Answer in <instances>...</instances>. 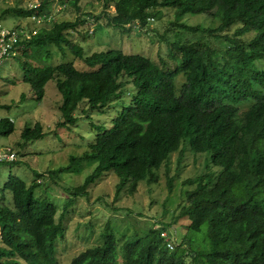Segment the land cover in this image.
I'll use <instances>...</instances> for the list:
<instances>
[{
    "label": "trees",
    "instance_id": "16d2710c",
    "mask_svg": "<svg viewBox=\"0 0 264 264\" xmlns=\"http://www.w3.org/2000/svg\"><path fill=\"white\" fill-rule=\"evenodd\" d=\"M79 1L70 3L80 10ZM104 1L98 15L51 19L50 28H28L38 32L23 41L16 57L22 58L23 80L38 100L44 98L47 83L56 81L62 95L60 127L76 125L75 112L83 104L84 114L104 111L114 98L130 95L111 128L97 125L99 132L89 149L48 174L58 176L84 161H97L84 184L69 190L78 198L89 196L88 187L110 172L119 178L117 196L122 191L134 194L141 182L158 181L164 167L172 192L176 180L169 171L172 155L179 152L182 161L186 149L210 153L209 162L218 169L186 180L195 187L186 191L174 222H162L159 228L152 226L147 234L122 242L108 226L102 243L84 249L70 264H264V0ZM54 2L41 0L40 6L14 11L47 20ZM165 8L174 10L172 25L179 30L221 42L171 41L168 55L178 63L165 69L149 56L120 49L87 54L80 41L91 28L87 15L100 26L130 31L149 27ZM186 14H203L212 22L188 24L183 21ZM52 45L62 53L67 47L88 69L78 68L74 61L42 64L52 57ZM180 74L185 81L178 86ZM129 83L133 92L126 90ZM14 130L11 119H0L1 135ZM21 136L26 142L43 138V125L26 127ZM183 141L189 148L181 147ZM48 174L37 173L31 184L11 175L5 183L13 205L0 206V264H59L56 242L66 236L64 218L73 198L57 218L58 205L35 194L42 184L39 178ZM180 218L188 220V234L177 242L173 226ZM162 232L168 233L172 248Z\"/></svg>",
    "mask_w": 264,
    "mask_h": 264
},
{
    "label": "rangeland",
    "instance_id": "374dc122",
    "mask_svg": "<svg viewBox=\"0 0 264 264\" xmlns=\"http://www.w3.org/2000/svg\"><path fill=\"white\" fill-rule=\"evenodd\" d=\"M36 3L37 0H0V23L9 28H50L51 19L74 21L82 14L98 15L104 10L105 1L80 0L78 5L81 9L77 10L70 0H55L50 5V15L47 20L40 17L34 19L19 16L14 11L17 8L33 7ZM113 12L114 7L111 8V13ZM86 17L88 22L92 23L89 33L87 37H81V40L78 35L76 38L82 41L87 54L109 48L120 49L125 53L149 56L160 65L167 67L165 69L174 68L178 63V60H173L168 55L171 41H194L200 38L212 44L221 42L206 34L179 30L172 25L175 13L170 8H165L162 16L152 20L149 27L132 28L130 31L106 28L97 24L91 15ZM183 21L192 25L212 22L203 14H186ZM50 49L53 53L52 57L42 64L56 65L64 61H74L78 68L88 69V66L81 59L76 58L67 47L64 53L54 45L50 46ZM29 53H32V50H29ZM21 60L22 58H9L0 68V119L9 118L15 125L11 135L0 134V146H11L18 153L17 161L0 163V206L3 207L13 205L11 191L3 189L11 175H17L31 184L37 178V173L48 174L51 170L67 165L71 156H80L89 149L90 142L94 140L100 128H111L113 118L119 114L124 105L130 103V95L124 94L119 99L114 98L111 106L104 111H88L86 114L82 112L84 104H81L83 108L75 112L78 117L76 125L60 127L57 121L62 118L59 109L62 95L56 81L51 80L47 83L44 98L38 100L30 83L23 80L24 70L21 67ZM184 81L183 74L176 77L178 86ZM126 90L133 92L134 85L129 83ZM37 122L43 125L45 136L26 142L21 136L23 130L26 127H34ZM184 145L189 148L187 141H183L181 147ZM186 150L189 152L185 153L182 161H179V152L172 155L169 171L170 175L176 178L172 192L167 186L166 167L160 171L158 181L152 183L143 181L134 194L122 191L119 196L116 195L119 178L113 172L105 174L89 186V196L75 198L69 191L84 184L87 176L94 171L97 161H84L58 176L48 174L45 178H39L42 184L35 189V194L40 199L48 198L58 205L57 218L61 216L66 203L73 198V203L68 207L64 218L66 236L56 242L59 264H70L73 257L84 249L102 243V233L108 226L122 242L124 238L133 239L135 235L143 236L152 226L159 228L162 222H174L172 217L177 214L180 204L185 203L186 191L195 187V184L185 183L186 180L218 169L211 166L210 153ZM1 209L2 207H0V215H2ZM187 224L188 220L184 218L174 223L173 229L177 228L174 230L177 242H181L183 237L187 236Z\"/></svg>",
    "mask_w": 264,
    "mask_h": 264
},
{
    "label": "built area",
    "instance_id": "2783aa9c",
    "mask_svg": "<svg viewBox=\"0 0 264 264\" xmlns=\"http://www.w3.org/2000/svg\"><path fill=\"white\" fill-rule=\"evenodd\" d=\"M33 4V7L40 6L41 0ZM36 19L37 17H33ZM42 18V17H40ZM38 31H30L26 28H9L0 23V68L9 58H16L23 47V41L30 40ZM18 159L17 151L11 146H0V163H11ZM162 236L167 240L168 246L173 247L167 232H162Z\"/></svg>",
    "mask_w": 264,
    "mask_h": 264
}]
</instances>
